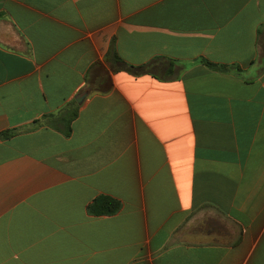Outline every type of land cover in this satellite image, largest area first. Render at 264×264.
Instances as JSON below:
<instances>
[{
	"label": "crops",
	"instance_id": "obj_1",
	"mask_svg": "<svg viewBox=\"0 0 264 264\" xmlns=\"http://www.w3.org/2000/svg\"><path fill=\"white\" fill-rule=\"evenodd\" d=\"M89 88L69 138L35 127ZM15 129L0 264H264V0H0ZM100 196L121 211L90 215Z\"/></svg>",
	"mask_w": 264,
	"mask_h": 264
},
{
	"label": "trees",
	"instance_id": "obj_2",
	"mask_svg": "<svg viewBox=\"0 0 264 264\" xmlns=\"http://www.w3.org/2000/svg\"><path fill=\"white\" fill-rule=\"evenodd\" d=\"M108 62L112 63L113 67L117 71H126L132 75L139 76L142 74H152L154 65L146 64L143 66H132L125 62L116 52L115 44L113 43L106 55ZM209 68L221 72H230L236 70L239 72L241 69L239 66H227L217 65L209 61H203ZM175 64L173 61L170 62V67L167 69V75L174 73ZM81 112V106L77 105L76 102L68 105L58 115H45L41 119L35 122V127L40 128L43 126L50 127L54 130L59 131L65 137L69 138L72 134V124L79 117ZM19 134L18 130H7L0 133V142L10 140ZM122 209L120 201L109 197L100 196L88 207V212L92 216H112L119 213Z\"/></svg>",
	"mask_w": 264,
	"mask_h": 264
},
{
	"label": "water",
	"instance_id": "obj_3",
	"mask_svg": "<svg viewBox=\"0 0 264 264\" xmlns=\"http://www.w3.org/2000/svg\"><path fill=\"white\" fill-rule=\"evenodd\" d=\"M90 91H91L90 88L89 89H86V90H84L83 92H81L80 94H78L76 96L75 101H76V103L79 106H82L85 103L86 99L88 98V96L90 94Z\"/></svg>",
	"mask_w": 264,
	"mask_h": 264
},
{
	"label": "rangeland",
	"instance_id": "obj_4",
	"mask_svg": "<svg viewBox=\"0 0 264 264\" xmlns=\"http://www.w3.org/2000/svg\"><path fill=\"white\" fill-rule=\"evenodd\" d=\"M160 74H162V72L158 71Z\"/></svg>",
	"mask_w": 264,
	"mask_h": 264
}]
</instances>
